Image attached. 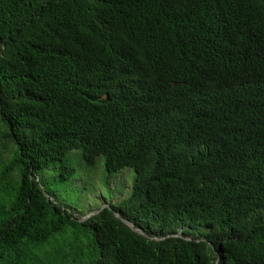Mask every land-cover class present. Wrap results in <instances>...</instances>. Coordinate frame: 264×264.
<instances>
[{
	"label": "trees",
	"instance_id": "16d2710c",
	"mask_svg": "<svg viewBox=\"0 0 264 264\" xmlns=\"http://www.w3.org/2000/svg\"><path fill=\"white\" fill-rule=\"evenodd\" d=\"M0 264H264V0H0Z\"/></svg>",
	"mask_w": 264,
	"mask_h": 264
},
{
	"label": "rangeland",
	"instance_id": "374dc122",
	"mask_svg": "<svg viewBox=\"0 0 264 264\" xmlns=\"http://www.w3.org/2000/svg\"><path fill=\"white\" fill-rule=\"evenodd\" d=\"M66 157L75 169L72 177L62 182L58 172L50 171L45 176L44 185L50 190L52 198L68 211L79 215L80 219L129 195L135 175L133 168L125 167L107 178L102 156L97 157L92 166L85 164L77 149L69 151Z\"/></svg>",
	"mask_w": 264,
	"mask_h": 264
},
{
	"label": "water",
	"instance_id": "95a60500",
	"mask_svg": "<svg viewBox=\"0 0 264 264\" xmlns=\"http://www.w3.org/2000/svg\"><path fill=\"white\" fill-rule=\"evenodd\" d=\"M99 211V210H98ZM98 211H96V212H98ZM95 212H91V213H89V214H87V215H85V216H82V218L80 219V220H83V219H86V218H88L89 216H91L92 214H94ZM114 215L116 216V217H120L119 216V214L117 213V212H114ZM121 220L130 228V229H132L133 231H135V232H137V233H139V234H141V235H144V236H146L145 235V233L141 230V229H139V228H137V227H135L134 225H133V223H131L128 219H126V218H121ZM178 235V234H177ZM154 239H158V238H156V237H153ZM189 238V237H188Z\"/></svg>",
	"mask_w": 264,
	"mask_h": 264
}]
</instances>
